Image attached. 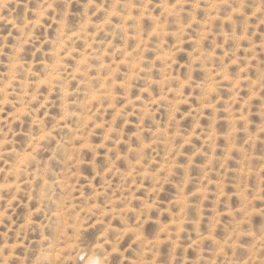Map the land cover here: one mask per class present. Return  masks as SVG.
Returning <instances> with one entry per match:
<instances>
[{
	"label": "clouds",
	"instance_id": "9594fccd",
	"mask_svg": "<svg viewBox=\"0 0 264 264\" xmlns=\"http://www.w3.org/2000/svg\"><path fill=\"white\" fill-rule=\"evenodd\" d=\"M0 264H264V0H0Z\"/></svg>",
	"mask_w": 264,
	"mask_h": 264
}]
</instances>
